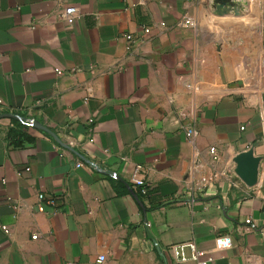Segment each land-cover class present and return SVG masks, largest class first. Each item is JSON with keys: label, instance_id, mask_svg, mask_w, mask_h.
Instances as JSON below:
<instances>
[{"label": "crops", "instance_id": "obj_1", "mask_svg": "<svg viewBox=\"0 0 264 264\" xmlns=\"http://www.w3.org/2000/svg\"><path fill=\"white\" fill-rule=\"evenodd\" d=\"M236 1L0 0V264H264V0Z\"/></svg>", "mask_w": 264, "mask_h": 264}, {"label": "built area", "instance_id": "obj_2", "mask_svg": "<svg viewBox=\"0 0 264 264\" xmlns=\"http://www.w3.org/2000/svg\"><path fill=\"white\" fill-rule=\"evenodd\" d=\"M80 15V11L79 9L74 6V5H66L62 8V11L60 13V16L65 19L69 24H72L75 19ZM187 21H190L189 19ZM128 38H132V35H127ZM59 73H62V70H58ZM3 108L2 106V99H0V109ZM93 119H90V122H92ZM28 123L30 125H34L35 120L29 119ZM244 128V127H242ZM198 135V130L196 128H190L187 130V136L189 139L194 140ZM213 150V148H212ZM114 177H117V173L114 174ZM130 181L132 183V185L137 188L140 189L141 193L145 194L147 192V179L144 177L143 173H142V167L140 165H138L136 167V169L133 171L131 177H130ZM39 198L42 200L45 197L44 193H40ZM44 206L40 205V210H43ZM6 232H9V228L6 225H2L1 226ZM34 237H37V235H34ZM232 244V239L230 236L228 235H221L219 237H217V246L220 248H227ZM184 245H181L179 248V251L183 254V250H184ZM106 255L102 254L98 257V263L99 264H103V262L106 260Z\"/></svg>", "mask_w": 264, "mask_h": 264}, {"label": "water", "instance_id": "obj_3", "mask_svg": "<svg viewBox=\"0 0 264 264\" xmlns=\"http://www.w3.org/2000/svg\"><path fill=\"white\" fill-rule=\"evenodd\" d=\"M212 6L217 13L223 14L231 9H238L241 3L236 0H212ZM15 117L13 113H0V117ZM41 127L49 131L45 126ZM236 163L235 171L238 176L249 186H254L258 181L259 164L261 156L257 155L253 147L240 151L234 158Z\"/></svg>", "mask_w": 264, "mask_h": 264}]
</instances>
